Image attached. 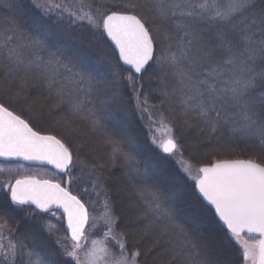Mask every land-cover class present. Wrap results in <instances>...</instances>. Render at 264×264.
Wrapping results in <instances>:
<instances>
[{
    "label": "snow or ice",
    "instance_id": "snow-or-ice-1",
    "mask_svg": "<svg viewBox=\"0 0 264 264\" xmlns=\"http://www.w3.org/2000/svg\"><path fill=\"white\" fill-rule=\"evenodd\" d=\"M32 4L43 17L67 14L73 23L86 22L101 39L111 41L118 53L116 63L109 62L112 83L127 81L141 113L149 111L142 81L149 73L150 84L151 76L156 75L161 95L168 100L178 97L185 124L191 126L187 118L192 117L212 131L229 126L245 139L258 140L264 155V0H115L98 4L95 11L91 0H76L74 4L32 0ZM121 63L128 67L122 68ZM0 68V91L5 95L12 99L26 97L28 77L35 75L54 90L60 102H67L73 115L90 120L93 127L99 125L95 113L84 104L99 82L91 71H74L51 51L49 31L42 20H33L28 31L12 23L0 32ZM170 79L175 81L171 88ZM160 122L167 127L163 114ZM64 125L71 128V121H64ZM105 142L113 145L115 159V153L120 152L117 143L110 138ZM152 143L169 156L179 155L181 171L214 209L228 238L239 245L244 264H264V160H217L195 168L183 159L171 135L160 143L152 137ZM120 155L125 161L133 159L128 153ZM0 158L47 162L68 174L75 166L69 146L54 135H41L2 102ZM73 179L69 175L66 183ZM183 179L172 178L177 186ZM180 190L176 187L165 193L142 188L139 196L143 206L136 219L147 221L142 228L145 235L158 224L175 228L180 238L175 251L181 255L186 252L188 257L184 264H209L205 245L190 239L175 223V209L166 203V198L172 200ZM0 194V264H140L141 251L128 247L126 232L116 231L117 218L107 201L104 213L92 217L85 204L61 183L37 179L19 164H0ZM54 207L63 210L69 233L55 241L60 251L31 246L26 236H15L18 229L11 221L19 213L32 219L38 212L55 216ZM99 221L106 231L91 238ZM44 227L50 235L57 231L50 223Z\"/></svg>",
    "mask_w": 264,
    "mask_h": 264
},
{
    "label": "trees",
    "instance_id": "trees-1",
    "mask_svg": "<svg viewBox=\"0 0 264 264\" xmlns=\"http://www.w3.org/2000/svg\"><path fill=\"white\" fill-rule=\"evenodd\" d=\"M63 2L74 4L70 0H63ZM91 3L95 11L100 0H91ZM6 4L14 6L9 8ZM20 5L22 7H19ZM35 19L42 20L45 28L48 29L51 51L56 52L64 63L74 68V71H90L80 63L77 66L73 58L75 54H81L83 58L85 56L93 65L92 58L101 56L100 49L96 46L97 42L103 41L105 45H108L105 37L101 39L98 33L89 29L86 22L73 23L72 18L67 14L60 16L53 13L50 18L43 17L39 10L33 7L32 0H0V32L12 23L19 24L24 31H28L33 27ZM51 19L55 23H52ZM58 22L63 25V29L59 27L61 25H57ZM106 48L111 53L110 47ZM95 61L100 62L98 59ZM98 71L101 69L97 68L96 72L95 69L93 70L96 80L100 82L106 79L104 75L99 76ZM149 72L151 73L152 69ZM154 78L149 84L148 96L152 97L148 99V102L156 108L157 93L153 95L151 92L158 84L156 76ZM2 79L3 69L0 68V80ZM170 80L169 88L175 85V81ZM35 83L45 84L39 77L29 75L26 97L12 99L11 95H5L3 91H0V102L5 103L10 110L29 121L34 130L42 134L54 135L69 146L73 152L74 165L82 166L81 173L78 174L80 178L86 177L85 170L89 169L94 173L93 175L103 186L113 214L117 218V232H126L128 247L141 251L140 264H184L188 258L186 252L181 255L175 251L180 244L175 228L158 224L150 234L145 235L142 232L143 223L147 221L141 222L136 217L143 206L139 192L145 187L159 189L165 193H169L176 187L181 189L172 200L166 198V203L175 209V223L184 228L190 239L205 245V258L209 264H244L239 245L228 238L226 230L221 228L212 212L195 196L193 182L186 179L178 163L175 162L177 161L175 158L179 160V155L165 156L157 149L150 148L148 144L145 145V140L138 134L140 132L138 126L131 123L133 118L130 120L123 118L124 114L120 111L110 116L109 113L112 111L106 112L105 104L101 102V98L106 100V93L103 91L93 92L90 99L84 100L85 107L91 109L99 121V125L93 127L90 120L73 115L69 111L67 102H60L54 91L47 94L42 93L39 86L33 89L35 86L32 84ZM159 99L161 101L162 97ZM177 101L178 97L173 96L163 103L165 108L160 107L159 111L165 109L166 115L169 113V123L174 131L179 151L183 153V159L190 162L193 167L199 168L218 158H251L257 162L264 160L258 140L245 139L239 133L232 132L229 126L218 127L212 131L209 126L188 117L189 124L193 128H186L188 125L185 124L186 117ZM66 120L71 121V128L65 127ZM118 121L119 127L116 123ZM124 125H127L125 132L122 131ZM106 138L116 142L120 152L128 153L133 159L125 164L126 161L120 152L115 153V159H113V145L106 143ZM128 139L131 141L130 146L126 145ZM147 141H150L148 136ZM0 164L14 165L7 162H0ZM50 173L52 174L50 178L62 183L63 177L51 171ZM122 173L126 175V178L123 179ZM175 176L184 177L181 186L174 185L172 178ZM71 191L83 202V198L77 194L79 193L77 189H71ZM39 216L40 214L36 219H32L23 212L15 216L11 221L18 229L15 236H26L28 238L26 243L29 245L50 249L47 246L50 238L45 230H41Z\"/></svg>",
    "mask_w": 264,
    "mask_h": 264
},
{
    "label": "rangeland",
    "instance_id": "rangeland-1",
    "mask_svg": "<svg viewBox=\"0 0 264 264\" xmlns=\"http://www.w3.org/2000/svg\"><path fill=\"white\" fill-rule=\"evenodd\" d=\"M70 1H71V3L76 2V0H70ZM113 2H115V1L114 0H100V4L101 3L108 4V3H113ZM51 22H52V19H51ZM52 23H55V22H52ZM57 25H61V23L58 22ZM87 26L89 27V29L91 31H94L88 24H87ZM59 27L63 29V25H61ZM53 33H54V31H53ZM96 46L99 47L101 56L99 58H95V57L92 58L93 65L91 64V60L88 61V58H85V56L83 58V56L81 54H75L73 56V58L76 61L77 66H79V63H80L81 66H84L86 69H89L90 71H92V73H93L94 69H95V72H96L97 68L101 69V71H98L97 74L99 76H102V75L106 76V79H102V81L99 82V84H98V86L94 92L100 93L103 91L104 93H106V100H104V98H101V102L102 103L104 102V104H105L106 112H107V110H111L112 112H110L109 115L113 116L118 111H120L121 113L124 114L123 118H125L127 120H130L133 118L131 123H132V125L138 126V128L140 130V132H138V134H139L141 139L145 140V142H146L145 145L148 144L150 148L157 149L158 152L161 153L160 148L157 147L156 144L152 143V137H155L157 142L160 143V142H163L165 139H167L169 135H171L173 138H175V136H174V131H173V129L169 123V120H170V119H168L170 116L169 113L167 112L168 114L166 115L165 109H160V111H159L160 107L163 108L165 106L164 104L161 103L159 98L162 97V99H164L165 101L168 100V99H165L159 91V88L161 87L159 80L157 79L158 84L151 91V92H153V95H155L157 93V99L156 100H157L158 108H157V106H156V108H154L153 107L154 105H151L148 102V104L145 105V107H147L149 109V111L141 113L136 108V102L132 98L133 92H132V89L128 87L127 81L122 80L119 83H115V84L112 83L114 78L112 77L111 72L113 69L109 67V62H111L112 64L116 63L117 57H116L115 53L112 50L110 53L109 52L110 50H108L106 48L108 45H105V43L103 41L97 42ZM96 59H98L100 62L98 63L97 61H95ZM123 75L127 76L128 72L124 71ZM155 76L156 75L151 76L150 82L155 79L154 78ZM103 78H105V77H103ZM148 78H149V74L146 73L145 80L142 81V83H145V87H144L143 91L147 95H148V88L150 87L149 83H147ZM32 85L35 86L33 89H37L36 87L39 86V90L42 93L49 94L50 92H52L48 89L46 84L41 85L39 83H35ZM114 93H115V95H114ZM124 93H126V95H124ZM150 97H152V96H150ZM150 97L148 96L149 99H150ZM159 101H160V103H159ZM162 114H163V118H164V125H166L167 127L163 126L160 122ZM149 116H151V120L149 119ZM110 118H112V117H110ZM116 123L119 127L120 122L118 121ZM188 127H189V129L193 128L192 126L187 125L186 128H188ZM126 128H127V125H124L122 131L125 132ZM169 128L171 129L170 133L168 132ZM145 132H146V134H145ZM40 134H42V133H40ZM46 135H49V134H46ZM147 136L150 139L149 142L147 141ZM130 144H131V141L128 139V141L126 142V145L130 146ZM151 145L153 147H151ZM231 159H251V158H236V157L218 158L216 160H212L209 164H211L213 161H217V160H231ZM175 160H177L175 162L178 163V159L175 158ZM126 163H128V161H126L125 164ZM16 165L17 164H14L10 167H15ZM19 165H21V164H19ZM178 165L180 167L179 163H178ZM23 170L26 174L35 175L37 179H50L54 182H58V181H55L53 178H50V176L52 174L47 169L38 168V167H27V166L23 165ZM81 170H82V166H80V164L79 165L75 164V166L73 167L72 172L70 174L64 173L61 175V177H63V179H62V183L61 182H59V183H61L63 187H66L71 193H72L71 189H77V192H79L77 194H80L81 198H83L82 199L83 202L82 201L81 202L85 204V207L88 209L90 216L99 217L105 211V209H104L105 201H107L110 204L109 199L107 198V195L105 193L103 186L101 185L99 180L96 179V177L93 175L94 173H92L91 170H89V169H88V171L85 170L86 173L84 175L86 177H84L82 179L78 176V174L81 173ZM69 175L74 177V179L72 180V182L70 184L66 183V181H68V179H69ZM57 176H59V175L57 174ZM122 177L124 179V178H126V175L122 173ZM186 179H187V177H186ZM80 180H81V182H80ZM94 182H95V187H94ZM125 185H126V183H125ZM72 194L77 196L74 193H72ZM77 198L80 199L78 196H77ZM111 210H113L112 206H111ZM55 213H56L55 216H53L51 212L39 213L40 216L38 217V221H40V224L42 225L41 230L42 229L45 230V232H47V234L50 238V242H49L50 244L49 243L47 244L48 248L55 249L56 251H60V249L56 245L55 241L57 239L63 240L65 237H68V236L65 232V224H64L62 218L60 217V215L57 212H55ZM112 214H113V211H112ZM48 223L54 225L55 228L57 229L55 234L50 235L48 233V231L45 229L44 225L48 224ZM99 225L100 226L97 228L95 234L91 238H98L102 235V233L104 231H106V227L104 226L103 221H99ZM116 231H117V228H116ZM109 244L112 245L113 242L109 241ZM61 258H63V257H61ZM249 264H250V262H249Z\"/></svg>",
    "mask_w": 264,
    "mask_h": 264
},
{
    "label": "water",
    "instance_id": "water-1",
    "mask_svg": "<svg viewBox=\"0 0 264 264\" xmlns=\"http://www.w3.org/2000/svg\"><path fill=\"white\" fill-rule=\"evenodd\" d=\"M105 39L107 40V42H108L110 48L113 50V52L115 53V55H116V57H117V59H118V53H116V52L114 51V45H112L111 41H109L106 37H105ZM121 67H122V68H127L128 66L122 65V63H121ZM41 135H44V134H41ZM160 150H161V149H160ZM161 152H162V151H161ZM162 154L167 155V154H165V153H163V152H162ZM0 161H4V162H19V163H22V164H25V165H30V166H42V167H47V168H50L51 170H53L54 172H56V173H58V174H64V173L60 172L58 169H56L53 165L47 164V162H41V161H24V160H11V161H5V160H3L2 158H0ZM214 162H215V161H213L212 163H214ZM208 165H210V164H208ZM203 166H205V165H203ZM194 194H195V196L200 200V202H201L206 208H208V209L212 212V214L214 215V209H212L211 206H209V205L207 204V202L204 201L203 198L199 196V194H198V193L196 192V190H195V187H194ZM53 211H57V212L60 214V216L62 217V219H63V221H64V223H65V232H66L67 236H69V233H68V231H67V220H66V218L63 216V210H62V209H57V208L54 207V208H53ZM214 218L218 221V223H219V225L221 226V228H223V229L226 230V228L222 225V222L219 221L218 217H216V216L214 215ZM245 235H246V234H245Z\"/></svg>",
    "mask_w": 264,
    "mask_h": 264
}]
</instances>
